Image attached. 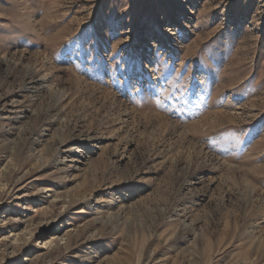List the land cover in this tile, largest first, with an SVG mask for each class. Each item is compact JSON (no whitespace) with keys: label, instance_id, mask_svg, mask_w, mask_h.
<instances>
[{"label":"rangeland","instance_id":"1","mask_svg":"<svg viewBox=\"0 0 264 264\" xmlns=\"http://www.w3.org/2000/svg\"><path fill=\"white\" fill-rule=\"evenodd\" d=\"M0 264H264V0H0Z\"/></svg>","mask_w":264,"mask_h":264},{"label":"bare ground","instance_id":"2","mask_svg":"<svg viewBox=\"0 0 264 264\" xmlns=\"http://www.w3.org/2000/svg\"><path fill=\"white\" fill-rule=\"evenodd\" d=\"M59 237H57V236H54V238L52 239V241H55V240H57ZM21 249H23V246H17V247H15L14 248V251L16 252V251H19V250H21Z\"/></svg>","mask_w":264,"mask_h":264}]
</instances>
